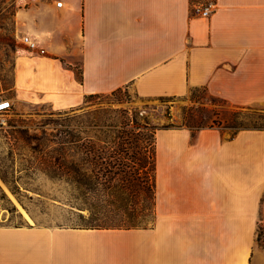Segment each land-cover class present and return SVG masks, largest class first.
I'll return each instance as SVG.
<instances>
[{
  "label": "crops",
  "instance_id": "obj_1",
  "mask_svg": "<svg viewBox=\"0 0 264 264\" xmlns=\"http://www.w3.org/2000/svg\"><path fill=\"white\" fill-rule=\"evenodd\" d=\"M210 2L209 19L192 15ZM15 25L45 50L25 48L17 82L53 107L121 89L142 99L202 89L264 111V0H40ZM155 162L154 225L0 224V264H264L256 230L238 224L264 207V131L160 129Z\"/></svg>",
  "mask_w": 264,
  "mask_h": 264
},
{
  "label": "rangeland",
  "instance_id": "obj_2",
  "mask_svg": "<svg viewBox=\"0 0 264 264\" xmlns=\"http://www.w3.org/2000/svg\"><path fill=\"white\" fill-rule=\"evenodd\" d=\"M26 8L25 0H0V94L13 103L8 117L0 118V224L31 225L12 196L33 219V225L82 227L95 217L91 207L98 209L96 213L100 211L98 218L123 224L134 206L141 211L138 221L152 226L155 210L143 211L152 204L145 189L155 178L151 161L143 170L134 172V195L121 190L111 197L99 191V183L106 178L95 176L97 168L116 164L125 170L114 176L117 184L131 179L133 172L126 168L133 166L131 162H116L109 157L110 141L122 142L118 137L130 136L135 138L134 145H145L150 150L154 149L155 134L160 129L184 128L193 135L208 127H224L233 133L264 131V111L232 108L202 89L185 98L161 99H142L130 89H121L108 95L88 96L80 106L66 110L34 98L33 89L20 88L16 71L17 59L26 53V46L21 42L24 35L16 29L15 16ZM67 141H73L72 145H65ZM102 149L104 158L97 160ZM67 164L76 169L71 178L62 173V166ZM106 200L113 205L101 209ZM247 206L250 204L245 203V215H250L253 211L247 210L256 208ZM259 206V211L254 212L259 216H245L238 219V224L255 229L264 250L263 203Z\"/></svg>",
  "mask_w": 264,
  "mask_h": 264
},
{
  "label": "trees",
  "instance_id": "obj_3",
  "mask_svg": "<svg viewBox=\"0 0 264 264\" xmlns=\"http://www.w3.org/2000/svg\"><path fill=\"white\" fill-rule=\"evenodd\" d=\"M119 141L117 142L115 140L110 141V149L112 150L111 155L109 156L111 159L115 160L116 162H122V160H126L131 162L133 165L132 167L128 166L126 168H130L131 171H133L130 174V178L125 182L116 183L115 177L120 172L126 173L125 170H122L118 166L116 167L113 165H110L109 168H97L95 170V176L98 177H105L106 179L102 180V183H99L98 187H101L99 191L107 193L108 196L114 197L116 193L120 192L121 190L130 192L132 195L136 193V184L134 183L136 181V178L134 176V172L136 173L140 170H143L147 163L151 161L152 169L151 172H156V162H155V146L154 149H148L145 145L137 146L134 145L133 142H135V138L131 139L130 136H126L125 138L118 137ZM133 141V142H132ZM73 141H67L65 145L70 146L72 145ZM104 144L108 145L107 142ZM104 149L101 150L100 153L97 154L96 158L97 160H103L104 155ZM122 164H119L121 166ZM137 166V167H136ZM61 170V169H60ZM62 173L67 177L71 178L72 174L76 173V169L73 165L67 164L62 166ZM155 178H153L152 183L150 186L146 187L145 189L150 193V200L152 201L150 208H145L143 211L147 213H152L153 210H155ZM106 206L102 207L101 209H104L107 206H112V201H105ZM136 206V205H135ZM100 209V208H99ZM90 213L95 216L92 218V222H90L88 225H84L80 228L85 229H133V228H139V227H147L149 225L143 224L141 221H138L140 219L141 211L138 210V208L134 207L131 209V214L128 216V220L125 221L123 224H115L112 222L107 221L108 219H100L97 217L98 213H96V210L93 207L90 209ZM95 211V212H94ZM142 211V212H143ZM109 212V211H108ZM155 214V212H154ZM108 218V217H107Z\"/></svg>",
  "mask_w": 264,
  "mask_h": 264
},
{
  "label": "built area",
  "instance_id": "obj_4",
  "mask_svg": "<svg viewBox=\"0 0 264 264\" xmlns=\"http://www.w3.org/2000/svg\"><path fill=\"white\" fill-rule=\"evenodd\" d=\"M39 1L40 0H25V6L36 4ZM56 6L58 8H62L63 3L61 1L57 2ZM215 9H216L215 3L210 2L204 5L193 6L191 13L194 17H199L202 19H209L211 15L214 13ZM21 42L28 48V50L32 52L35 51L41 54L45 53V50L40 48V43L32 39L31 37L24 36L21 38ZM12 106H13L12 100L0 94V118L1 119H5L6 117H8V115L12 111Z\"/></svg>",
  "mask_w": 264,
  "mask_h": 264
},
{
  "label": "bare ground",
  "instance_id": "obj_5",
  "mask_svg": "<svg viewBox=\"0 0 264 264\" xmlns=\"http://www.w3.org/2000/svg\"><path fill=\"white\" fill-rule=\"evenodd\" d=\"M11 198H12V200L14 201V203L18 206V208H19V211H20V213L23 215V217H24V219L27 221V222H29L31 225H33L34 224V221H33V219L29 216V214H27L17 203H16V201L13 199V197L11 196ZM239 264H241V263H239Z\"/></svg>",
  "mask_w": 264,
  "mask_h": 264
}]
</instances>
